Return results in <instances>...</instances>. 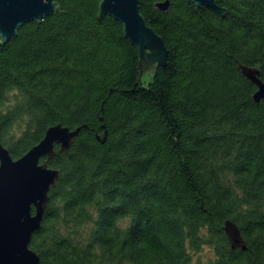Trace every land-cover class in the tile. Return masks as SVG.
<instances>
[{
  "label": "trees",
  "instance_id": "trees-1",
  "mask_svg": "<svg viewBox=\"0 0 264 264\" xmlns=\"http://www.w3.org/2000/svg\"><path fill=\"white\" fill-rule=\"evenodd\" d=\"M56 1L65 11L0 36L11 156L51 124H86L48 159L59 176L29 243L40 264H193L204 246L207 264H264V98L238 66L264 80V0H216L224 15L139 0L168 50L140 79L135 46L100 0ZM226 218L245 249L230 246Z\"/></svg>",
  "mask_w": 264,
  "mask_h": 264
},
{
  "label": "water",
  "instance_id": "water-1",
  "mask_svg": "<svg viewBox=\"0 0 264 264\" xmlns=\"http://www.w3.org/2000/svg\"><path fill=\"white\" fill-rule=\"evenodd\" d=\"M199 7L207 6L225 14L226 8L216 0H192ZM155 5L165 10L169 0H158ZM99 15L110 14L120 20L124 36L138 53L139 79L152 74L158 65L165 66L167 47L155 30L147 24L139 10V0H100ZM60 9L56 0H0V36L2 42L16 34L24 22L39 19ZM38 25V24H37ZM242 74L255 83L252 97L255 102L264 98V80L254 65L238 64ZM102 119V116H100ZM86 124L69 127L60 122L49 125L43 136L20 156L13 158L0 141V264H40L38 253L30 246L32 233L41 226L49 201V190L59 176V169L48 165V159L58 151L68 150L75 136ZM96 138L104 142L107 129ZM43 157V160L40 159ZM34 208L33 212L31 208ZM224 232L232 248H246L236 222L226 218Z\"/></svg>",
  "mask_w": 264,
  "mask_h": 264
},
{
  "label": "rangeland",
  "instance_id": "rangeland-1",
  "mask_svg": "<svg viewBox=\"0 0 264 264\" xmlns=\"http://www.w3.org/2000/svg\"><path fill=\"white\" fill-rule=\"evenodd\" d=\"M123 220L126 221L127 218H124ZM194 254L196 255L193 256V264H207V261L211 255V251L207 246H204Z\"/></svg>",
  "mask_w": 264,
  "mask_h": 264
},
{
  "label": "flooded vegetation",
  "instance_id": "flooded-vegetation-1",
  "mask_svg": "<svg viewBox=\"0 0 264 264\" xmlns=\"http://www.w3.org/2000/svg\"><path fill=\"white\" fill-rule=\"evenodd\" d=\"M42 160H43V157L40 159V161H42ZM31 210H32V212H33V210H34L33 206H32V208H31Z\"/></svg>",
  "mask_w": 264,
  "mask_h": 264
}]
</instances>
